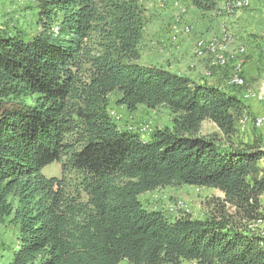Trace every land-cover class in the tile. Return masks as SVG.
<instances>
[{
    "label": "trees",
    "instance_id": "trees-1",
    "mask_svg": "<svg viewBox=\"0 0 264 264\" xmlns=\"http://www.w3.org/2000/svg\"><path fill=\"white\" fill-rule=\"evenodd\" d=\"M218 1L192 4L208 12ZM141 2L38 0V35L0 29V222L19 227L11 264H264V237L249 229L264 219V141L239 137L246 91L139 65ZM115 92L129 111L166 107L172 128L148 141L121 130ZM54 163L61 176L47 178ZM184 185L224 197L204 219L174 221L139 199Z\"/></svg>",
    "mask_w": 264,
    "mask_h": 264
},
{
    "label": "rangeland",
    "instance_id": "rangeland-1",
    "mask_svg": "<svg viewBox=\"0 0 264 264\" xmlns=\"http://www.w3.org/2000/svg\"><path fill=\"white\" fill-rule=\"evenodd\" d=\"M226 1L227 0H220L216 11L212 10L208 12L200 11L194 5H192V8L191 4H188L192 10L189 8L183 9L181 13L176 16L173 23L174 26L172 25L173 31L172 34H169V39L177 45L180 42L181 36L191 35L194 28L201 25L200 21H203V19H189V16L192 17L194 9L201 14L205 12L203 14L204 16L208 15L207 13H211L212 16L210 19L215 18L214 21L217 22V25L211 24L212 22L208 21L210 20V16H208V20L205 19V23L207 26L209 24L212 25V32L214 33L211 35H201L198 39L205 38L208 40L212 37L221 35L225 31H232L234 33L238 45H234L235 49L231 47L228 51L227 54H229L230 57L227 55L229 60L226 66H212L214 60L208 52L201 51L198 47V42H196L193 60L190 62V69H196L199 61L206 63L207 67L201 77L202 81L200 84L205 83L209 85L207 81L216 78L217 75H222L220 78L223 80L225 89L230 91L231 87H235L228 83L231 80L230 75L232 76L234 64L238 60H236L237 57L235 52L237 48L239 49L240 46H244L246 48V54L242 60L245 85L241 91H246L245 98L248 100L249 113L239 122L241 129L239 137L242 138L241 140L251 141L254 131L256 130L264 141L263 101L259 102L253 98L246 97L249 91L262 93L264 96V0H250L247 6L234 10V12H230L225 8ZM168 2V0H158L157 5L159 4L161 8L166 9ZM146 17L148 23L149 16L146 14ZM187 19H189V21H187ZM208 27L210 29V26ZM179 28L182 30L175 32ZM0 29H6L11 33H14L15 30L21 31L27 40H31L34 36L38 35L42 31L38 20V0H0ZM147 31L148 30L143 31V40H147ZM195 50H197V53L203 58L197 59ZM137 63L142 66H156L154 62L148 63L146 58L142 60L140 58ZM120 98L121 94L119 92L110 95L109 112L121 130L138 133L143 141H148L154 129L172 128L173 116L166 107L149 109L144 105H140L137 110L129 111L126 107L117 104ZM255 118L263 119L261 127L255 126ZM213 131L214 127L211 126V124L205 125L206 133ZM60 168L59 164L54 163L43 169V175L47 178L60 177ZM162 191L159 192L157 190L145 193L141 195L139 199L145 209L149 211H164L171 221L180 218L182 215H190L193 218L204 219L207 215L215 212L214 205L211 204V202L220 195V192L216 189L198 188L187 185L177 188H165L162 189ZM163 202L164 204H162ZM152 203L155 204L154 208L152 207ZM172 216H174V219ZM261 228H263L264 231V224L261 225ZM18 246L19 227L12 222V218L0 222V264H11L13 254L18 249ZM121 264L130 263L125 260Z\"/></svg>",
    "mask_w": 264,
    "mask_h": 264
},
{
    "label": "crops",
    "instance_id": "crops-1",
    "mask_svg": "<svg viewBox=\"0 0 264 264\" xmlns=\"http://www.w3.org/2000/svg\"><path fill=\"white\" fill-rule=\"evenodd\" d=\"M158 0H142L141 4L146 9V14L148 17V23L145 27V30L147 31V40H143L140 45V51H141V60L145 59L149 62L156 63L157 67H162L165 70H168L172 73L187 77L191 79L192 81L196 83H200L201 77L203 76L204 70L207 67L206 63H202V61H199L197 63L196 69H190V62L193 60V54L195 45L197 44L200 39H198L201 35H211L214 32H212L213 25H217V22H215V18H211V13H207L208 15L204 16L203 14L205 12L199 13L197 11L192 12V17L189 16V19H200L203 21L201 22V25H198L196 28H194V31L189 36H181L180 42L175 45L171 39H169L170 35L173 31V23L175 21L176 16L181 13L183 9L189 8L192 10L193 4L192 0H168V4L166 6V9H163L157 5ZM220 0L218 1L219 6ZM188 4H191V7L188 6ZM208 16L210 20H208ZM195 17V18H194ZM187 19V21H189ZM206 20L209 22H212L207 26L205 23ZM154 25V26H153ZM173 25V26H172ZM206 26V27H203ZM182 29H177L175 32H179ZM211 30V31H210ZM174 32V33H175ZM173 33V34H174ZM173 36V35H172ZM171 36V38H172ZM198 40V41H197ZM196 58H203L201 55L197 53V50H195ZM147 65V63H146ZM153 66V65H152ZM248 71V70H247ZM222 75H217L216 78L207 81L209 86H215L225 89V85L223 84V80L220 78ZM226 90V89H225ZM211 124L209 122H205L203 125V132H205V125ZM211 126L214 127V131H217V128L215 125L211 124ZM160 192V191H159ZM163 192V191H162ZM170 196V195H169ZM218 197L223 198L224 195L220 193ZM264 200V198H263ZM164 204V202L162 203ZM154 203H152V207L154 208ZM174 219V216H172Z\"/></svg>",
    "mask_w": 264,
    "mask_h": 264
},
{
    "label": "bare ground",
    "instance_id": "bare-ground-1",
    "mask_svg": "<svg viewBox=\"0 0 264 264\" xmlns=\"http://www.w3.org/2000/svg\"><path fill=\"white\" fill-rule=\"evenodd\" d=\"M249 3H250V0H237V1L227 0L225 2V8L230 12H234V10L243 8L247 6ZM236 40L237 39H235V35L232 31H225L221 35L212 37L208 40H206L205 38L200 39L198 41V47L200 48L201 51L208 52L210 54L211 58L214 60V63L212 66L224 67L226 66V64H228V60H229L228 58L229 54L227 53L231 49V47H234L235 49L234 45L237 44ZM245 54H246V48L244 46H240V48L239 49L237 48V51L235 52V55L237 57L236 60L237 59L238 60L236 61V63L234 62L235 63L234 70H233L232 76L230 75L231 80L230 82H228L232 86L244 87L245 85V80L242 76L243 70H244L242 59ZM246 97L253 98L255 100H258L259 102H262L264 100V96L262 95V93H255L252 91H249L246 94ZM259 120H263V119H259ZM262 224H264V219L257 220L249 225V229H251L252 231H255L256 233L264 237V231H263V228H261Z\"/></svg>",
    "mask_w": 264,
    "mask_h": 264
},
{
    "label": "built area",
    "instance_id": "built-area-1",
    "mask_svg": "<svg viewBox=\"0 0 264 264\" xmlns=\"http://www.w3.org/2000/svg\"><path fill=\"white\" fill-rule=\"evenodd\" d=\"M254 123H255V126H262L263 120H259V118H257Z\"/></svg>",
    "mask_w": 264,
    "mask_h": 264
}]
</instances>
